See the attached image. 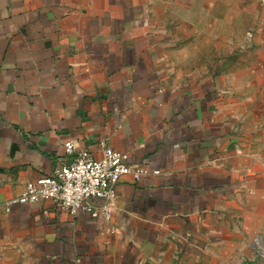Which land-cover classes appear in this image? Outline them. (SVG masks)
<instances>
[{"label": "crops", "instance_id": "0c3cea01", "mask_svg": "<svg viewBox=\"0 0 264 264\" xmlns=\"http://www.w3.org/2000/svg\"><path fill=\"white\" fill-rule=\"evenodd\" d=\"M67 139L159 172L120 176L108 219L6 211ZM257 241L264 0H0V264H264Z\"/></svg>", "mask_w": 264, "mask_h": 264}, {"label": "built area", "instance_id": "2783aa9c", "mask_svg": "<svg viewBox=\"0 0 264 264\" xmlns=\"http://www.w3.org/2000/svg\"><path fill=\"white\" fill-rule=\"evenodd\" d=\"M101 153L94 156L87 149H76L70 139L63 142L64 155L49 174L41 175L25 183L21 192L4 201L9 211L17 203H34L51 199L70 214L88 212L92 217L108 219L116 197L115 184L120 176L131 175L139 179L159 169L149 168L138 161H132L129 153L99 141ZM102 200L101 204H97ZM258 253L264 256V245L257 241Z\"/></svg>", "mask_w": 264, "mask_h": 264}]
</instances>
